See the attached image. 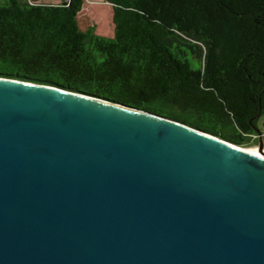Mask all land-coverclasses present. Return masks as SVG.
Here are the masks:
<instances>
[{
  "label": "water",
  "instance_id": "1",
  "mask_svg": "<svg viewBox=\"0 0 264 264\" xmlns=\"http://www.w3.org/2000/svg\"><path fill=\"white\" fill-rule=\"evenodd\" d=\"M0 77V264H264V143Z\"/></svg>",
  "mask_w": 264,
  "mask_h": 264
},
{
  "label": "trees",
  "instance_id": "2",
  "mask_svg": "<svg viewBox=\"0 0 264 264\" xmlns=\"http://www.w3.org/2000/svg\"><path fill=\"white\" fill-rule=\"evenodd\" d=\"M114 34L82 30L84 0L0 3V77L122 103L249 147L264 113V0H105Z\"/></svg>",
  "mask_w": 264,
  "mask_h": 264
},
{
  "label": "rangeland",
  "instance_id": "3",
  "mask_svg": "<svg viewBox=\"0 0 264 264\" xmlns=\"http://www.w3.org/2000/svg\"><path fill=\"white\" fill-rule=\"evenodd\" d=\"M5 0H0L3 3ZM43 4H61L66 0H36ZM79 26L82 30H86L88 27L93 26L95 34L104 37H112L114 34L113 20H112V8L105 0H84L83 10L78 17ZM259 126L263 131V143H264V113L261 116ZM260 143V140L249 139V147L256 148ZM264 149V148H263Z\"/></svg>",
  "mask_w": 264,
  "mask_h": 264
},
{
  "label": "bare ground",
  "instance_id": "4",
  "mask_svg": "<svg viewBox=\"0 0 264 264\" xmlns=\"http://www.w3.org/2000/svg\"><path fill=\"white\" fill-rule=\"evenodd\" d=\"M253 149H255V148H243V149H241L242 151H249V150H253Z\"/></svg>",
  "mask_w": 264,
  "mask_h": 264
},
{
  "label": "flooded vegetation",
  "instance_id": "5",
  "mask_svg": "<svg viewBox=\"0 0 264 264\" xmlns=\"http://www.w3.org/2000/svg\"><path fill=\"white\" fill-rule=\"evenodd\" d=\"M256 137H257V138H256V140H258V141H259V137H258V135H256Z\"/></svg>",
  "mask_w": 264,
  "mask_h": 264
}]
</instances>
